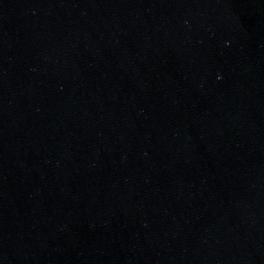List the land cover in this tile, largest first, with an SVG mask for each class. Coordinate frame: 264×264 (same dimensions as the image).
Instances as JSON below:
<instances>
[{"label": "water", "instance_id": "95a60500", "mask_svg": "<svg viewBox=\"0 0 264 264\" xmlns=\"http://www.w3.org/2000/svg\"><path fill=\"white\" fill-rule=\"evenodd\" d=\"M0 264H264V0H0Z\"/></svg>", "mask_w": 264, "mask_h": 264}]
</instances>
